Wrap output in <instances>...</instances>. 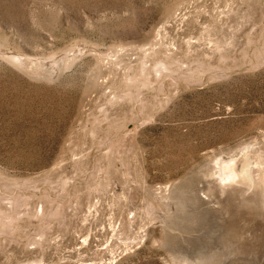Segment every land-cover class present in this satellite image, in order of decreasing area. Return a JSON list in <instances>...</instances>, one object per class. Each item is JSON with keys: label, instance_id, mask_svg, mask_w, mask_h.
<instances>
[{"label": "rangeland", "instance_id": "rangeland-1", "mask_svg": "<svg viewBox=\"0 0 264 264\" xmlns=\"http://www.w3.org/2000/svg\"><path fill=\"white\" fill-rule=\"evenodd\" d=\"M0 264H264V0H0Z\"/></svg>", "mask_w": 264, "mask_h": 264}, {"label": "bare ground", "instance_id": "bare-ground-1", "mask_svg": "<svg viewBox=\"0 0 264 264\" xmlns=\"http://www.w3.org/2000/svg\"><path fill=\"white\" fill-rule=\"evenodd\" d=\"M229 163H233V161H229ZM246 167V166H245ZM229 175H231V173H229ZM237 177V175H236ZM225 179H231V177H225ZM233 181H235V179H233ZM234 185V184H233Z\"/></svg>", "mask_w": 264, "mask_h": 264}]
</instances>
